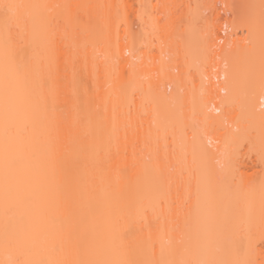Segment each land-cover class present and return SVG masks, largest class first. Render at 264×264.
Here are the masks:
<instances>
[{"label":"bare ground","instance_id":"bare-ground-1","mask_svg":"<svg viewBox=\"0 0 264 264\" xmlns=\"http://www.w3.org/2000/svg\"><path fill=\"white\" fill-rule=\"evenodd\" d=\"M61 1L0 0V264L258 263L255 254L263 252L255 249L257 248L253 242L255 239L250 230L252 228L254 230L264 218L262 210L264 201L262 198L261 203H257L258 195L257 197L253 195V190L242 189L245 196L241 195L240 190L235 195L239 200L235 201L234 197L231 201L233 195L230 198L229 193L216 192L217 187L208 183L203 174H198L195 178V181L197 179L195 198L192 199L195 211L192 219L190 218L186 224V216L176 217L165 206L168 198L167 183L162 182L157 170L154 171V163H151L153 166L149 169L150 165L146 166L148 162L143 165L145 162L141 161L144 160L131 157L129 158L131 161L125 160L122 156L109 161L94 160L91 153L93 149L85 145V139L94 138L92 135L95 136V130L81 129L75 104L77 63L74 58L77 60V56L74 49L77 47L76 10L79 8L76 6L82 1L80 4H73L74 0L73 2L69 0L76 8L68 6L69 1L65 2L68 11H64L63 17L67 18L66 14H69L65 20L62 17L65 5ZM98 1L100 0L88 2L90 12ZM109 1L111 5L112 3L115 5L117 0ZM102 2L104 3L103 0ZM125 2L126 0L121 1ZM111 8L113 9L112 6ZM60 10L61 13L58 14ZM70 11L74 13L71 14ZM55 13L61 17L55 16ZM53 14L55 19L52 18ZM59 18L64 21L62 27L58 25L61 26ZM51 20L53 25L50 24ZM213 33L216 35L217 31ZM211 39L213 41L211 40L209 47L217 46L216 40L222 37L216 35ZM211 49L210 62L213 61L214 66L221 63L215 61L216 56L221 60L224 57L225 60L234 57L233 61H230L232 64L226 61L230 65L244 58L243 51H240L239 56L236 55L240 58L236 60V56L231 57L230 51L228 53L231 54H222L225 50L223 46L220 51L215 47ZM107 50H103L106 52L104 57L105 54L109 57L113 53L111 49ZM126 51L128 56L124 54ZM117 54L121 58L119 61L123 60L125 65L130 64L134 56L129 44H120ZM261 59H264V54ZM105 60L107 59L104 58ZM104 61V66L100 60V67H97L100 72H104L103 75L97 74L98 77L102 75L101 79L108 82V77L112 76V66L105 67L108 63L104 64ZM90 67L89 65L88 71L92 72L93 68ZM177 67L179 68L176 64L175 68ZM210 71L208 73L207 70L205 73L210 83H207L209 86L206 84L205 89L212 93V98L219 97V89H216L212 81L213 72ZM169 72H166V81L170 84L175 82L176 76ZM228 75L234 77V68L230 72L228 70ZM133 77L135 82L137 77L136 75ZM102 80L99 81L103 82ZM104 82L103 85L106 84ZM103 85L100 84L98 87ZM135 88L137 86H134L133 91L138 90ZM101 92L99 97L102 95ZM112 92L114 96L111 94L109 97L107 94L108 98H105L106 95L103 96L100 104L104 108L102 109L106 121V134L109 133L111 125L110 101L119 97L117 89ZM168 98L165 92H158L152 99L153 106L150 108L152 107L153 112H149V116L151 115L150 119L152 118L154 124L153 134L151 133L153 137L156 135L159 137L166 131V127L172 122V113L176 112ZM134 101L136 106L138 100ZM263 103V88L247 96L244 105L247 113L251 114L248 116L254 118L253 121L264 119V109L260 107ZM205 108H201L204 117L210 124L215 123L218 126L220 123L216 122H219L217 120L220 118H213L214 115ZM214 108L215 111L218 110L216 105ZM129 119L130 123L126 124L124 121L125 132L119 135V138H123L118 141L121 150L129 149V145L130 149L133 146L137 147L140 142V131L136 129L133 121L136 117L130 116ZM198 119L202 120V116ZM222 135L224 134L218 133L217 130L211 138L220 140ZM188 147L187 142V149ZM205 148L201 145L198 150L204 153ZM134 160L136 162H133ZM184 164L183 167L190 165ZM181 165L180 168H183ZM156 166L155 169L161 167ZM158 181L164 185L162 190ZM206 183L211 187L209 185L207 187ZM231 191L229 192L232 193ZM226 196H229L231 202ZM239 197L241 200L242 197L244 199L249 197L250 203L246 199V202L242 203L244 199L241 202ZM215 206L219 208L216 209ZM241 220L248 222L244 221V225ZM240 222L244 227L248 226L247 230L245 229L247 232H244V227L240 229L243 226ZM185 225H188V229L184 227ZM224 226L228 227L230 232ZM241 231H243L241 238L239 235L232 237ZM243 236L245 239H242ZM253 250H257L258 253ZM259 263L264 264L263 261Z\"/></svg>","mask_w":264,"mask_h":264},{"label":"rangeland","instance_id":"rangeland-1","mask_svg":"<svg viewBox=\"0 0 264 264\" xmlns=\"http://www.w3.org/2000/svg\"><path fill=\"white\" fill-rule=\"evenodd\" d=\"M71 1L73 2V0ZM71 1L69 4L65 2L71 8L79 7L76 10L77 26L75 24L77 39L73 35L75 41L77 40V47L74 49L77 56V60L74 58V61H76L77 67H73V69L77 70L75 84L77 103L75 104L78 112V125L82 130L83 128H94L93 130H95V136L92 135L94 138L85 139V145L93 149L91 153L94 160L109 161L112 158L122 156L125 160L131 161L129 159L131 157L144 160L141 161L145 162L143 165L148 162L146 166L150 165L149 169L153 166L151 163H154V171L157 170L158 176H161L163 180L161 181L167 183L165 185L168 187L167 202L166 204L163 202V204L172 215L176 217L186 216V224L189 223L195 211V209L193 210L192 199L195 198L197 183L195 178L198 177V174H203L208 183L216 186V192L229 193L230 198L233 195L231 201L242 189L244 191L245 189L246 191L247 189L253 190V195L259 197L256 199V202L258 200L257 203L262 198L264 201V119L253 121L254 118L251 119L252 117L248 116L250 113H247L248 110L244 105L247 96L262 88L264 89V59H261L264 54V0H126L125 3H121L122 0H117L119 2L116 1L115 5L114 3L111 5L109 0H103L108 8L100 0L98 3L95 2L91 12L88 9L90 0L87 3H85L87 0H74L73 4H80L79 2L82 1L76 7L71 5ZM61 2L65 5L64 1ZM58 3L60 4V2ZM63 4L61 5L63 6ZM67 5L62 11V17L64 11H68ZM74 11H70V13L73 14ZM67 16L69 17V14H66ZM57 17L61 16L58 15ZM52 18H54V14ZM67 18L63 17L64 20ZM63 19L59 18V22L61 21V26L58 24L59 27H62ZM70 23L73 22L70 21ZM50 24L53 25L52 20ZM213 32L221 36L222 39L216 40L217 46L212 47L220 51L221 46H223L225 53L222 52V54L232 53L231 57L232 55L239 56L240 51H243L244 58L234 61V64L230 65L232 64L230 61H233L234 57L231 60H225L224 57L222 61L219 56H216L215 61H221V63L217 66L212 65L214 63L213 61L210 62L212 47L209 45L212 40L211 37L215 38L216 36ZM64 38L63 41H65ZM120 44H129L132 53H134L130 64L125 65L123 60H121L122 63L119 61L117 48ZM102 47L104 51L108 48L111 49L112 55L108 53L110 54L109 57H106V54L104 57L106 52L102 50ZM124 54L125 56L129 55L128 51ZM104 58L107 60L104 61ZM238 58L236 56L235 59ZM100 60L102 65L103 61L104 64L108 63L105 67L112 66V76L108 77V82L101 79L104 72H100L97 68L100 65ZM226 61H229L230 64H227ZM76 63L74 62V64ZM176 64L179 66L177 69L175 68ZM89 65L90 68H93L92 72L88 71ZM230 67L234 68V77L231 75L233 79L228 77V70L229 72L232 70ZM103 69L106 68L103 67ZM207 70L208 73L211 72L210 70L213 74L217 72L212 74V81L216 89H219V97L212 98V93L205 89L208 83L205 75ZM168 71L176 76L175 82L170 84L166 81V72ZM97 73H102V75L98 77L99 74ZM135 75L137 77V79L135 77L136 83L132 79ZM105 77L104 75L103 79ZM98 78L103 82L105 81L106 84L103 85V82L99 81ZM98 82L103 87H98L100 86ZM166 82L168 84H165ZM134 86H137V91H133ZM115 89L119 91V97L110 101L112 103L110 107L112 111L110 112L111 125L109 133L106 134V121L103 117L104 108L100 104L103 96L106 95V98L108 94L109 97V94L112 95V91ZM100 91H102L101 97H99ZM158 92L166 93L171 107L176 112L172 113L173 119L171 124L166 127V131L159 137L154 133L156 135L154 139L151 135V133L153 134V123L149 112H153L150 106H153L152 99ZM133 100H138L136 106ZM215 105L218 107L217 111L214 110ZM205 106L207 107L205 108ZM262 106L260 107L264 109ZM202 107L213 114V118H220L217 120L219 122H216L220 123L218 126L215 123H211V125L204 117L201 112ZM220 113L221 117H219ZM130 116L136 117V120L133 119V121L136 129L140 131V134L138 133L140 142H138L139 145L135 144L137 147H132L133 150L130 149V145L128 146L130 151L127 148L121 150L118 141L123 138H119V135L123 133L124 123L127 124ZM201 116L202 120L198 119ZM232 116L234 118L231 119ZM217 130L218 133L224 135L220 140H213L211 137ZM120 142L122 143V140ZM187 142L189 144L188 149ZM199 144L206 147L204 153L198 150L201 146ZM183 162L190 163V165L183 167ZM157 163L161 167H157ZM180 165L183 168H180ZM165 179L169 181L166 182ZM158 182L162 190L164 185L162 182L161 184L160 181ZM229 189L233 192L230 193ZM243 190L240 191L242 196L245 194ZM229 196H226L228 201H230ZM249 197L248 199L245 198L246 201H249ZM234 199H236L235 201L239 200L236 197ZM245 199L242 202L240 198V201L244 203ZM247 205L250 207L249 204ZM215 207L216 209L219 208L218 206ZM263 207L264 205L262 206L264 211ZM187 226L184 227L187 228ZM246 227L248 226L243 228L244 232H247L245 231ZM236 229L235 231H237ZM252 230L250 233L252 232L255 239L253 241L254 246L257 247L254 248L263 252L259 254L260 256L254 253L257 256H254L256 258L254 259L258 263L259 261L264 263V218ZM238 232L232 237L237 235L241 238L243 231ZM242 239H245V236ZM253 251L256 252L257 250ZM258 263L256 262V264Z\"/></svg>","mask_w":264,"mask_h":264}]
</instances>
